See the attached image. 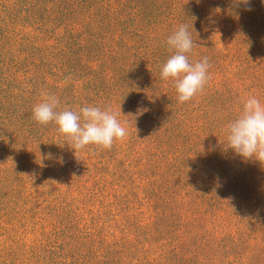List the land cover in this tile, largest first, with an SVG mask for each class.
Returning a JSON list of instances; mask_svg holds the SVG:
<instances>
[{"label": "rangeland", "instance_id": "374dc122", "mask_svg": "<svg viewBox=\"0 0 264 264\" xmlns=\"http://www.w3.org/2000/svg\"><path fill=\"white\" fill-rule=\"evenodd\" d=\"M189 18L210 78L171 140L149 116ZM43 93L56 111L111 108L126 137L75 155L31 118ZM252 96L264 104V0H0V264H264V166L221 131Z\"/></svg>", "mask_w": 264, "mask_h": 264}, {"label": "clouds", "instance_id": "9594fccd", "mask_svg": "<svg viewBox=\"0 0 264 264\" xmlns=\"http://www.w3.org/2000/svg\"><path fill=\"white\" fill-rule=\"evenodd\" d=\"M238 2L247 5L250 0ZM167 46L171 55L162 66L161 78L174 82L179 103L188 102L203 90L210 78L209 58L195 63L189 61L187 54L196 44L187 24H181L168 37ZM42 95L43 102L34 106L31 118L41 126L54 123L75 155L89 145L110 149L115 141L123 140L127 135L126 128L111 108L102 110L97 106H84L79 111L68 108L56 111L59 98L54 94ZM221 131L226 137L224 150H232L245 162H258L264 166V104L258 98H247L238 117ZM209 150L214 148L210 146Z\"/></svg>", "mask_w": 264, "mask_h": 264}, {"label": "trees", "instance_id": "16d2710c", "mask_svg": "<svg viewBox=\"0 0 264 264\" xmlns=\"http://www.w3.org/2000/svg\"><path fill=\"white\" fill-rule=\"evenodd\" d=\"M220 9L221 10H220L219 16H222L224 11L227 9V6H225V8L221 7ZM197 10H200V9L197 8ZM209 14L210 13H208V14L204 13L203 16L204 15H209ZM181 24H187L188 25L191 37L192 36H193V38L194 37H199V35L201 34V33H198V32L193 33L194 29L196 27V25L195 26H193V25L197 24V22L194 19L189 18V19H184L181 22H176L174 24V27H175L174 31ZM170 26H171V24H170ZM194 43L196 44L197 42H194ZM196 47H197V44H196ZM196 47H194V48L196 49ZM188 58H189V56H188ZM144 72H145V70H144ZM144 72L140 76H145ZM157 73H161V71H157L156 74ZM135 76H136V74H135ZM140 76H138V77L141 78ZM152 76L153 75L151 74V76H149L147 78L154 79L153 77H155V76H153V77ZM152 79H151V81H152ZM143 80L144 79L141 80L142 83L144 82ZM141 86H143V85H141ZM130 87H131V85L129 86V88ZM162 87H163L162 90L159 93L156 94V101L158 103V106L156 107L157 109L154 110V112L152 113V115L149 116V118L154 120V121H159V126H157V127H162L163 130H164L162 132V134H165V136L168 135V137H164V138H167V139L169 138V139L173 140L176 137H172L171 138L169 136H171V134L176 136V134L175 133H171L172 131L170 132V130L174 127L176 122L182 123V121H184V123H189L190 120L192 121V114L194 113L195 109L194 108L191 109V107H190L191 103H189V101L185 102V103H179L178 98H177V92H176V89H175L173 81H171V80L166 81L162 85ZM206 98H212V93H210ZM197 103H200V104H198L200 109H204L205 108L209 112V106H205L204 107V106L201 105V102H196L195 104H197ZM149 123H146V126L148 128V127L153 125L152 129H148L147 130V128H146L147 131H144V132H146L147 134H150V133L153 132V134H151L153 136V139H152L151 143L154 144V141H159L160 135L158 136V135L155 134V133L158 132V131H154V128H156V126H154L155 122H149Z\"/></svg>", "mask_w": 264, "mask_h": 264}]
</instances>
